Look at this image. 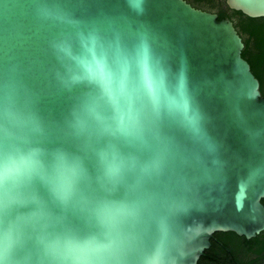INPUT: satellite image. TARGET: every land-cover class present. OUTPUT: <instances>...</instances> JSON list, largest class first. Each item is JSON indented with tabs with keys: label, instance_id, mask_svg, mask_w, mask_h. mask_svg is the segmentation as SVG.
<instances>
[{
	"label": "water",
	"instance_id": "obj_1",
	"mask_svg": "<svg viewBox=\"0 0 264 264\" xmlns=\"http://www.w3.org/2000/svg\"><path fill=\"white\" fill-rule=\"evenodd\" d=\"M226 3L264 17V0ZM244 46L187 0H0V264H198L215 231L263 230L264 96ZM182 80L187 114L169 99Z\"/></svg>",
	"mask_w": 264,
	"mask_h": 264
},
{
	"label": "flooded vegetation",
	"instance_id": "obj_2",
	"mask_svg": "<svg viewBox=\"0 0 264 264\" xmlns=\"http://www.w3.org/2000/svg\"><path fill=\"white\" fill-rule=\"evenodd\" d=\"M263 37L264 33L260 34L259 39ZM252 44L254 55L250 56L251 59L247 57V60L260 81L264 96V45H258L254 35ZM206 250L223 264H264V229L251 237L239 235L235 231H215L211 245Z\"/></svg>",
	"mask_w": 264,
	"mask_h": 264
},
{
	"label": "clouds",
	"instance_id": "obj_3",
	"mask_svg": "<svg viewBox=\"0 0 264 264\" xmlns=\"http://www.w3.org/2000/svg\"><path fill=\"white\" fill-rule=\"evenodd\" d=\"M88 51L91 53V59L82 58L79 60V63L87 76L92 80L99 81L105 91L111 96L112 95V88H111V74L108 71L106 64L104 60L100 57H97L95 55V52L93 48H88ZM143 80L145 87L147 88L149 94L151 95L154 103H159L161 99V94L163 93L165 96H167V92L164 90V83L163 81H156L150 71V68L147 63V57H145V60L143 62ZM185 83L182 80L180 82L179 86V94L182 98V103L180 101H177L175 98H169L170 103L176 106L177 108H181L185 114H187L190 110L189 101L184 96V89ZM19 166L16 164H13L11 166H6L4 169L3 175L5 177L18 172Z\"/></svg>",
	"mask_w": 264,
	"mask_h": 264
},
{
	"label": "trees",
	"instance_id": "obj_4",
	"mask_svg": "<svg viewBox=\"0 0 264 264\" xmlns=\"http://www.w3.org/2000/svg\"><path fill=\"white\" fill-rule=\"evenodd\" d=\"M190 3H192L195 7H199L208 11L216 12L218 13V19H223L224 17H229L235 24L239 34L242 36L243 41L245 43V47L242 51V55L244 58L247 59L250 56L254 55L253 53V35L256 37L257 44L258 45H264V37L263 39H259L260 34L264 33V17H250L246 14H244L241 11L232 10L226 3V0H224L226 8L222 7H212L205 5V1L213 2L214 0H187ZM239 14L241 17V20L237 22L233 15L231 13ZM247 35V37H246ZM207 250L204 251L203 255L200 257L198 264H223L221 260H217L213 253H207Z\"/></svg>",
	"mask_w": 264,
	"mask_h": 264
},
{
	"label": "rangeland",
	"instance_id": "obj_5",
	"mask_svg": "<svg viewBox=\"0 0 264 264\" xmlns=\"http://www.w3.org/2000/svg\"><path fill=\"white\" fill-rule=\"evenodd\" d=\"M205 5L212 6V7H215V8H218V7L226 8L225 3H224V0H214L213 2L205 1ZM231 14L233 15V17L235 18V20L237 22H239L241 20V17H240L239 14H236L234 12L231 13Z\"/></svg>",
	"mask_w": 264,
	"mask_h": 264
}]
</instances>
